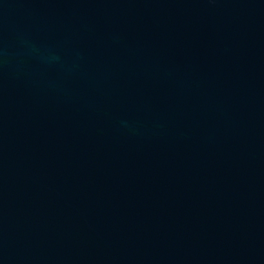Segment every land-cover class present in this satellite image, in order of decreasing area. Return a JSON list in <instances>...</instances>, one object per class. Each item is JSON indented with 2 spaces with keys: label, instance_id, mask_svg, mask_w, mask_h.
Returning <instances> with one entry per match:
<instances>
[{
  "label": "water",
  "instance_id": "95a60500",
  "mask_svg": "<svg viewBox=\"0 0 264 264\" xmlns=\"http://www.w3.org/2000/svg\"><path fill=\"white\" fill-rule=\"evenodd\" d=\"M0 264H264V0H0Z\"/></svg>",
  "mask_w": 264,
  "mask_h": 264
}]
</instances>
